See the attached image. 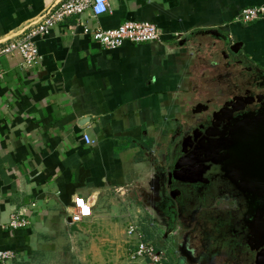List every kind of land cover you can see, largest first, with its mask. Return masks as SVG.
Returning <instances> with one entry per match:
<instances>
[{"label": "crops", "instance_id": "obj_1", "mask_svg": "<svg viewBox=\"0 0 264 264\" xmlns=\"http://www.w3.org/2000/svg\"><path fill=\"white\" fill-rule=\"evenodd\" d=\"M63 1L0 0V44ZM110 6L100 16L90 9L70 16L38 38L43 60L35 67L24 66L20 53L2 58L0 250L16 257L0 264H39L42 258L49 264L61 255L57 231L74 226L75 197L92 201L93 216L84 222L93 225L106 195L146 189L182 115L205 91L227 90L224 80L236 68L226 48L219 41L212 51L182 47L180 38L217 29L241 42V55L264 70V17L237 21L264 0H110ZM126 21L155 23L161 40L106 49L83 32L85 25L114 29ZM14 212L29 225L10 228Z\"/></svg>", "mask_w": 264, "mask_h": 264}, {"label": "flooded vegetation", "instance_id": "obj_2", "mask_svg": "<svg viewBox=\"0 0 264 264\" xmlns=\"http://www.w3.org/2000/svg\"><path fill=\"white\" fill-rule=\"evenodd\" d=\"M233 66L227 90L205 91L172 129L156 178L132 190L183 264H264V70Z\"/></svg>", "mask_w": 264, "mask_h": 264}, {"label": "built area", "instance_id": "obj_3", "mask_svg": "<svg viewBox=\"0 0 264 264\" xmlns=\"http://www.w3.org/2000/svg\"><path fill=\"white\" fill-rule=\"evenodd\" d=\"M90 9L95 16H100L111 12L110 0H66L55 6L48 8L40 21L34 23L26 29L17 39L0 44V80L4 77L2 58L8 55L20 53L24 66L28 68L39 65L43 56L41 55L37 39L50 35L53 29L66 18L74 15H82ZM264 17V6L250 7L242 11L237 17L238 22H253ZM83 32L93 41L99 43L106 49H117L124 42L134 43H154L161 40V29L155 23L148 21H126L124 24L114 29L90 28L84 26ZM86 143L93 141L88 135H84ZM74 206L70 213L72 223H80L93 216L94 205L88 198L77 196L73 199ZM30 221L23 217L21 213L11 214L8 225L12 229L24 228ZM128 234L133 237L134 242L129 248L131 260L136 264H166L162 251L147 241L140 226L131 223L128 226ZM16 257L13 250H0V259L8 261Z\"/></svg>", "mask_w": 264, "mask_h": 264}, {"label": "rangeland", "instance_id": "obj_4", "mask_svg": "<svg viewBox=\"0 0 264 264\" xmlns=\"http://www.w3.org/2000/svg\"><path fill=\"white\" fill-rule=\"evenodd\" d=\"M103 202L97 205L93 225L83 221L59 228L55 247L62 254L48 259L49 264H136L129 255L130 223H137L147 241L163 252L166 264H183L169 248V240H159L160 229L152 224L151 218L144 216L145 211L132 192L110 193ZM44 262L47 263L42 258L39 264Z\"/></svg>", "mask_w": 264, "mask_h": 264}, {"label": "water", "instance_id": "obj_5", "mask_svg": "<svg viewBox=\"0 0 264 264\" xmlns=\"http://www.w3.org/2000/svg\"><path fill=\"white\" fill-rule=\"evenodd\" d=\"M199 37H203V38L199 39ZM213 40L214 42H212ZM215 41H219V43L224 48H226V50L223 51L224 52L223 54L226 58L229 59L230 64H234L239 57H243V55H241L240 53L242 48V43L241 42L232 43L228 34H224L217 29H208V30L195 31L189 33L186 36L180 38L177 41V44L182 47L192 46L193 48L212 51L215 47H217V42ZM154 178H156V175L153 174L152 179ZM160 184L161 186H166L165 182L163 183L160 182Z\"/></svg>", "mask_w": 264, "mask_h": 264}]
</instances>
